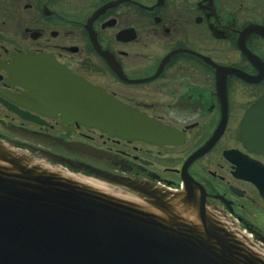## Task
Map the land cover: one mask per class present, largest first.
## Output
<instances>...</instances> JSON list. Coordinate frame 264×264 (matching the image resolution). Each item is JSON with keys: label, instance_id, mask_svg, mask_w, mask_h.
Segmentation results:
<instances>
[{"label": "flooded vegetation", "instance_id": "1", "mask_svg": "<svg viewBox=\"0 0 264 264\" xmlns=\"http://www.w3.org/2000/svg\"><path fill=\"white\" fill-rule=\"evenodd\" d=\"M0 142L196 193L264 257V0H0Z\"/></svg>", "mask_w": 264, "mask_h": 264}, {"label": "water", "instance_id": "2", "mask_svg": "<svg viewBox=\"0 0 264 264\" xmlns=\"http://www.w3.org/2000/svg\"><path fill=\"white\" fill-rule=\"evenodd\" d=\"M84 115L98 123V114ZM111 180L125 189L101 188L0 142V264H264L196 193Z\"/></svg>", "mask_w": 264, "mask_h": 264}]
</instances>
